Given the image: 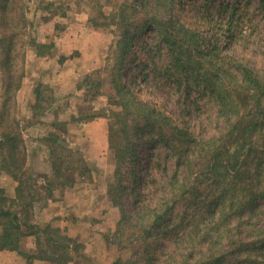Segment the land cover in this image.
Masks as SVG:
<instances>
[{
    "label": "rangeland",
    "instance_id": "obj_1",
    "mask_svg": "<svg viewBox=\"0 0 264 264\" xmlns=\"http://www.w3.org/2000/svg\"><path fill=\"white\" fill-rule=\"evenodd\" d=\"M130 1L10 0L7 11L0 8V15H5L0 21V40L11 39V47L0 42V139L4 131L13 130L11 135L16 137L12 139L19 140L16 150L9 145L12 139L3 144L4 151L0 146V194L15 199L13 204L19 207L23 202L19 186L25 181L27 193L33 194L30 213L34 221L43 227L60 228L77 246V262L70 264H114L117 260L122 261L120 264H169L171 258V264H180L184 255L190 257L189 264H204L234 240L231 235L225 237L214 252L213 246L203 249L216 234L214 237L213 231L201 229L216 219L212 213L219 207L216 183L220 170L225 165L227 181L236 184L237 169L231 155L238 148L245 152L243 158L246 151L256 153L249 145L243 148L242 143L248 139L251 144L243 126L255 107L258 109L256 103H264V96L248 97L246 115L229 123L220 112L219 102L210 98L208 92H201L203 86L194 88L193 97L186 100L178 86L171 85L159 70V76L154 71L152 77L145 76L139 67L143 58L140 45L156 42L150 28L134 38L135 61L133 67H126V81L134 93L119 91L114 81L117 71L113 69L121 56L123 35L120 26L113 22L115 18L108 14L113 12L119 17L123 6L132 10L128 6ZM147 1L146 6L141 3L142 12L156 4L155 0ZM171 6L179 23L197 30L207 39L206 44L217 46L215 53H224L255 72L264 73L261 0H176ZM171 6L164 9L170 10ZM235 7H239L236 14H241L240 21L235 22L239 26L229 24ZM103 12L105 15L100 16ZM145 14L134 18L133 23L141 21ZM46 43L53 45L45 48ZM38 44L42 45V53ZM154 48L161 71H167L168 64L173 66L167 47L161 51ZM217 57L213 55L212 59ZM34 73L35 77L40 73L42 80L33 86L30 81ZM99 80L102 81L96 83ZM37 85H41V90L36 93ZM38 94L46 111H35L33 107ZM131 99L162 109L165 121L170 123L163 121L158 131L146 129L138 140L137 155L123 164L124 173H120L119 153L123 159L125 150L118 142L123 140L124 133L114 134L115 117L110 111L118 108L123 113L125 107L135 103H129ZM87 112H96L97 116L82 118ZM171 122L187 127L200 141L213 142H208L201 153H187L189 160L186 156L179 160L165 143L157 144L158 137L168 134V129L171 131ZM233 122L235 127L231 128ZM53 131L62 138L54 147L46 139ZM257 143L263 151V138ZM191 145L193 148L194 143ZM221 148L227 155L226 164L211 156ZM15 153L23 157L18 162L20 166L14 163ZM246 161H240L242 169L247 167ZM245 173L241 170L238 180ZM162 202H176L174 210L165 221L149 227L155 218L150 210ZM259 223L264 224V216ZM196 227L200 231L197 236L180 241ZM240 238L248 237L242 233ZM22 245L26 251L37 250L33 236L25 237ZM20 256L28 264V255ZM34 264L48 263L35 259Z\"/></svg>",
    "mask_w": 264,
    "mask_h": 264
},
{
    "label": "trees",
    "instance_id": "obj_2",
    "mask_svg": "<svg viewBox=\"0 0 264 264\" xmlns=\"http://www.w3.org/2000/svg\"><path fill=\"white\" fill-rule=\"evenodd\" d=\"M10 0H0V8L5 12L10 7ZM176 0H155V5H152L144 12L141 10V3L148 4L147 0H132L128 3V6L132 8L129 10L127 6L120 8L119 17L113 12L108 14L110 17L115 18L113 21L115 24L120 26L122 29V37L120 41V51L121 56L117 60L115 71V84L121 92H126L132 94L133 90L128 85L126 81V67H133V62L135 61V51H134V39L136 35L144 32L147 29H152L154 31L156 42H146L141 43L140 51L143 58L140 60L142 62L139 67L145 73V76L153 75V71L158 75L159 71L161 75H166L167 80L171 85H176L179 88V92L184 95L187 100L192 96V91L194 88H201V92H208L210 98H214L219 102L221 107V114L226 116L227 122L238 121L246 115L248 104V97L253 96L256 99L258 97L264 96V73H257L251 68L247 67L243 63L233 60L232 57L224 53H215L217 51V46L212 47L206 44L207 39L201 36V34L193 29L187 28L184 24L177 21L176 17L173 16L172 4ZM264 4V0H261ZM169 9H164L165 7ZM239 7L232 9L231 19L229 24L239 26L235 22L240 21V15H237ZM103 10H100L101 12ZM142 13H146L142 17L141 21L134 24V18ZM21 15V16H20ZM20 19L23 17L20 14ZM105 15L101 13L100 16ZM1 13L0 21L4 17ZM147 16V17H146ZM117 18V19H116ZM97 20V18H94ZM136 27V30L133 28ZM183 31L184 36L180 33ZM235 35V33H234ZM4 38L0 40L1 43H5L8 47H11L10 42ZM139 42V41H137ZM53 45V43L43 44L45 48ZM156 44V45H155ZM159 48V51L166 46L167 53L169 57L172 58L173 66L168 64L167 71H161L160 61L157 56L154 55L155 46ZM38 51L41 52L40 48L42 45L38 44ZM42 53V52H41ZM40 53V54H41ZM213 55H218L217 59L214 61L212 59ZM3 57V54H2ZM229 57V58H228ZM4 63V67L8 68L6 61L1 58ZM175 63V64H174ZM5 70V69H4ZM159 70V71H158ZM159 76V75H158ZM102 80L97 81L100 83ZM190 81V82H189ZM95 82V81H93ZM186 87L184 88V85ZM188 85V86H187ZM11 85H8V90H11ZM40 86L37 85L36 93L40 91ZM81 87V86H80ZM184 91V92H183ZM134 93V92H133ZM192 99H197L192 98ZM135 101L134 104L127 106L123 109V113L119 112V109L112 108L110 113L112 117H115L112 123V130L114 134L116 132L120 134L124 133V137H121V142L119 145H124L123 159L119 153L120 165L118 166V171L124 173L123 164L129 163L136 155V147L141 134L145 133V130L150 132L158 131V128L162 127L163 121L166 119V113L161 109L154 107L144 101L131 99L129 103ZM261 101V100H260ZM258 101L256 105H259L258 109L255 107V111L252 115L245 120L246 125L243 126L245 130H248V134L251 139V144H249V139L242 143L243 148L249 145L250 150L255 149L256 153H249L246 151L245 157L243 154L245 152L238 148L236 152L231 155L234 167L237 169L238 173L243 170L247 173L243 177L237 176L235 174L234 182L228 180V171L226 168L220 170L218 175V181L216 183V199L218 200V209H216L212 214L216 216L213 217L211 225L206 226L201 230H206L207 232L213 231L214 237L209 240L204 245L203 249H211L213 246V252L217 250L224 240L225 237L233 236L234 240L230 242L231 246L224 249H218L214 253V258L209 262L204 264H264V224L259 223L260 217L264 216V208H260V204H264V149L260 151V145L257 141L260 137L264 140V103ZM186 104L185 107H187ZM35 111H46V106L42 102L40 94H38L36 102L33 104ZM39 113V112H36ZM102 115V114H101ZM96 112H87L82 118L93 119ZM170 123V121H165ZM59 124V122H54ZM235 127V124L231 125V128ZM8 128V127H6ZM171 131L168 129V134H162V137L157 138L158 141L165 143V146L171 149L175 156L178 155L179 160H184L186 156L188 160L187 153L193 151L201 150L208 142H213V140H203L200 141L191 134L187 127L175 125L171 122ZM170 132L172 135H170ZM14 133L11 131H4L2 138L0 139V146L16 137L11 135ZM135 135L136 138L131 137ZM10 137V138H4ZM18 139V137H17ZM51 141L54 147L55 142H61L62 138L58 132H51L46 138ZM21 140V139H20ZM19 140L12 139L10 146L16 150L18 149ZM58 142V143H59ZM202 142V143H199ZM210 142V143H211ZM191 143H194L192 147ZM52 152L55 150L52 148ZM198 144H201L199 146ZM6 145L1 147L4 151ZM126 148V149H125ZM207 153V147L204 149ZM67 151V150H65ZM242 151V152H241ZM68 152V151H67ZM157 152L154 154L155 162H159L156 159ZM213 158H218L222 164H226L227 155L224 151L219 149L216 153L211 155ZM17 158V159H16ZM243 159L247 160V167L242 169L240 166ZM23 157L21 154L17 156L15 153L14 163L20 166ZM127 160V161H125ZM6 159L3 157L2 163ZM21 161V162H20ZM18 162H20L18 164ZM14 173V172H13ZM16 178H20L15 174ZM122 176V174L120 175ZM19 189L22 192L20 194L22 198L19 207H16L15 199L10 198L8 195L0 194V250L10 249L19 251L22 255H28V264H34L35 259H39L47 262L48 264H70L76 263V256L74 252L77 249L76 245H73L72 238L61 232L60 228L52 227L51 225L43 227L41 224L34 221L30 209L33 206V194L27 193L25 187V181L20 182ZM27 186V185H26ZM51 188H54L51 186ZM30 196V197H29ZM196 197V196H195ZM176 202H162L154 205L150 210L151 213L155 214V218L152 219L149 227H155L161 222L165 221L167 216L171 215L174 210V205ZM247 215V216H246ZM258 217V219H255ZM170 217H168L169 219ZM234 220H237L234 222ZM235 226L232 227V224ZM230 224V229L229 225ZM230 234H229V231ZM145 230H148L145 229ZM200 231L196 228L188 230L186 236L180 238V241L186 238H190L193 235L197 236ZM58 233V234H57ZM248 238L242 240L240 235ZM28 236L35 237V242L37 245L36 251H26L23 249V239ZM252 238V239H251ZM193 255V254H192ZM180 264H189L190 257L187 255L183 256ZM172 261V258H171ZM171 261L169 264H171ZM122 263L121 260H117L114 264Z\"/></svg>",
    "mask_w": 264,
    "mask_h": 264
},
{
    "label": "crops",
    "instance_id": "obj_3",
    "mask_svg": "<svg viewBox=\"0 0 264 264\" xmlns=\"http://www.w3.org/2000/svg\"><path fill=\"white\" fill-rule=\"evenodd\" d=\"M40 80H42V75L40 73H36V77H35V73H34L32 75V80L30 81V85L34 86ZM0 264H27V262L26 260H24L23 257L20 256L18 251L10 250V249H1Z\"/></svg>",
    "mask_w": 264,
    "mask_h": 264
}]
</instances>
